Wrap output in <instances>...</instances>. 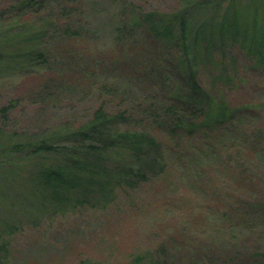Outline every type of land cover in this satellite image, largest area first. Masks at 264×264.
Returning <instances> with one entry per match:
<instances>
[{
	"label": "rangeland",
	"instance_id": "rangeland-1",
	"mask_svg": "<svg viewBox=\"0 0 264 264\" xmlns=\"http://www.w3.org/2000/svg\"><path fill=\"white\" fill-rule=\"evenodd\" d=\"M54 1L74 8L67 21L81 34L63 41L49 22V42L39 46L45 62L0 72V104L21 99L22 106L5 130L61 129L79 113L71 101L36 106L32 93L50 77L77 82L88 67L98 84L111 82L133 98L156 102L152 109L159 121L115 129L147 133L157 146L140 160L111 154L144 175L134 185L116 186L93 206L40 207L19 190L21 182L0 176V264H130L160 248L165 264H259L264 213L261 221L252 220L236 208L242 200L264 205V0H221L188 9L192 73L179 60L176 39L158 40L132 10L172 14L202 0ZM7 6L0 0V13L8 15ZM224 16L227 26L220 30ZM189 74L208 94L209 105L223 104L234 113L227 111L221 123L172 134L161 107L181 106ZM210 114L221 116L215 107ZM2 163V171L13 170Z\"/></svg>",
	"mask_w": 264,
	"mask_h": 264
},
{
	"label": "trees",
	"instance_id": "trees-1",
	"mask_svg": "<svg viewBox=\"0 0 264 264\" xmlns=\"http://www.w3.org/2000/svg\"><path fill=\"white\" fill-rule=\"evenodd\" d=\"M213 1L221 0L195 1L194 4L184 7L183 11L172 14L138 11L136 13L135 8L132 12L158 40L176 39L179 60L182 66L192 73L189 59L191 42L186 39V31L190 26L188 9L196 6L206 8ZM6 3L8 15L3 11L0 13V22L3 23H0V72L4 71L7 75L26 70L27 67H31L29 64L45 62L42 53L44 49L42 51L39 46L45 48L49 42L48 29H45L49 22L54 27L58 39L64 37L63 41L77 39L76 37L81 34L67 21L74 8L68 7L65 3L58 4L54 0H49L51 5L48 8L42 0L17 2L6 0ZM219 6L220 3H217L214 8ZM56 16L60 21L55 18ZM15 19H21L22 23H15ZM230 24L235 25V21ZM225 26L226 16L221 22L220 30ZM198 27L199 30L202 29L203 23ZM174 28L177 32L175 37ZM196 39L195 36L193 42ZM77 75H79L77 82L68 81L65 84L57 78L50 77L35 88L38 91L32 93L37 98L34 101L36 106L61 103L62 98L66 97L71 101V109L79 113H74L71 120L62 125L61 129L46 126L44 131L17 129L7 132L5 126L12 120V116L22 109L21 99H10L0 104V155H2L0 176L9 179V182L12 180L21 182L19 190H22L33 203L40 207L50 206L58 211L76 207L78 204L93 206L97 203L98 197H108L116 186L122 184L128 186L132 183L134 185L137 181L134 179L144 175L141 169L134 170L122 160V157L111 154L124 153L140 160L145 150L157 146L155 139L147 133L115 129L118 124L143 126L159 121V112L152 109L156 106L152 98L150 100L143 98L142 101L140 97L133 98L128 90L111 82L98 84L95 81L94 69L88 67ZM188 79L189 89L186 96H181V106L161 107L163 109L161 119L172 134L181 129L191 130L206 126L208 123H221L227 111L231 115L234 113L223 104L209 105L208 94L191 74ZM183 106H187L188 110ZM214 107L220 111L221 116L211 119L210 112ZM2 162L9 164L13 170L8 173L2 171L1 168L4 166ZM23 170L28 172L23 173ZM240 202L236 208L240 214L244 217L251 216L252 220H262L264 205L253 200ZM254 228L255 226L247 227L250 231ZM261 229L264 231V224L261 225ZM164 256V248H160L155 252L137 255L135 261L130 264H165L161 259ZM260 258L259 264H264V252Z\"/></svg>",
	"mask_w": 264,
	"mask_h": 264
}]
</instances>
